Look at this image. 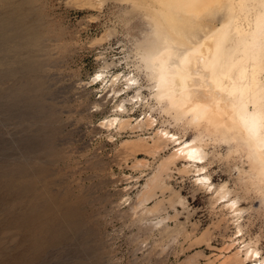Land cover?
<instances>
[{
  "label": "rangeland",
  "instance_id": "374dc122",
  "mask_svg": "<svg viewBox=\"0 0 264 264\" xmlns=\"http://www.w3.org/2000/svg\"><path fill=\"white\" fill-rule=\"evenodd\" d=\"M140 1L0 0V264H246L231 258L243 242L264 257V205L237 188L242 160L224 144L209 141L206 170L243 195L242 238L183 161L151 183L175 148L154 152L153 132L196 131L151 97ZM138 87L142 99L122 101ZM149 113L153 126L137 127Z\"/></svg>",
  "mask_w": 264,
  "mask_h": 264
},
{
  "label": "bare ground",
  "instance_id": "6f19581e",
  "mask_svg": "<svg viewBox=\"0 0 264 264\" xmlns=\"http://www.w3.org/2000/svg\"><path fill=\"white\" fill-rule=\"evenodd\" d=\"M135 5L146 9L149 26L137 51L139 68L152 83L151 97L174 124L196 131L191 139L165 128L153 132L154 152L167 143L175 148L157 165L151 183L161 179L169 163L183 161L182 172L196 173L195 184L230 212L242 238L243 195L227 182L213 184L206 170V147L209 141L224 144L227 157H240L237 188L246 195L252 191L264 205V0H141ZM124 81L127 89L137 83L134 76ZM139 89L122 101L138 102ZM119 106L126 111L124 104ZM128 120L115 116L106 123L124 127L131 125ZM155 121L149 113L135 125L151 127ZM243 243L231 255L233 261L264 264L257 244Z\"/></svg>",
  "mask_w": 264,
  "mask_h": 264
}]
</instances>
